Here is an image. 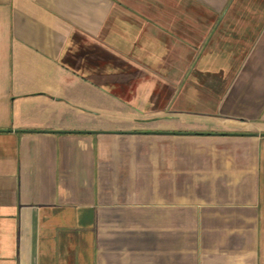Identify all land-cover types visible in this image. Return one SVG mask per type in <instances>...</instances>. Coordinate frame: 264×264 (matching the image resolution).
<instances>
[{
	"label": "crops",
	"instance_id": "crops-1",
	"mask_svg": "<svg viewBox=\"0 0 264 264\" xmlns=\"http://www.w3.org/2000/svg\"><path fill=\"white\" fill-rule=\"evenodd\" d=\"M0 264H264V0H0Z\"/></svg>",
	"mask_w": 264,
	"mask_h": 264
},
{
	"label": "trees",
	"instance_id": "trees-1",
	"mask_svg": "<svg viewBox=\"0 0 264 264\" xmlns=\"http://www.w3.org/2000/svg\"><path fill=\"white\" fill-rule=\"evenodd\" d=\"M200 134V133H199Z\"/></svg>",
	"mask_w": 264,
	"mask_h": 264
}]
</instances>
